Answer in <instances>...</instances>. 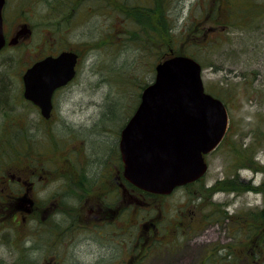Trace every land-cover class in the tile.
I'll use <instances>...</instances> for the list:
<instances>
[{
  "label": "rangeland",
  "instance_id": "1",
  "mask_svg": "<svg viewBox=\"0 0 264 264\" xmlns=\"http://www.w3.org/2000/svg\"><path fill=\"white\" fill-rule=\"evenodd\" d=\"M262 6L264 0H7V29L15 33L27 23L31 33L0 54V89H5L0 103V172L5 176L19 169L17 164L33 161L37 174L32 190L39 198L36 214L23 221L27 211L10 206L0 190V264H118L127 251L129 264H134L141 247L145 254L146 244L154 239L155 247L137 264H227L233 263L232 257L234 264H253L241 252L243 247L257 260L254 264H264ZM210 25L216 30L209 37L201 34ZM54 43L83 54L74 81L57 93L54 117L46 121L24 101L21 75ZM36 47L40 49L33 51ZM170 47L190 52L202 64L206 89L228 109V130L206 155L209 168L203 180L164 197H144L149 207L130 211L126 241L121 246L110 241L113 250L107 252L98 239L82 240L80 230L53 226L64 213L57 202L55 206L46 200L59 192L56 165L64 155L78 163L77 157L83 160L86 153L93 174L118 164L115 151L105 149L116 148L119 130ZM16 125L22 133H16ZM29 203L19 202L23 207ZM48 207L53 218L43 220L40 216ZM150 220L154 225L144 227ZM254 222L260 229L255 236ZM59 231L65 232V242L58 240ZM115 233L122 239L120 227ZM56 240L58 247H53ZM228 246L234 253L230 257Z\"/></svg>",
  "mask_w": 264,
  "mask_h": 264
},
{
  "label": "water",
  "instance_id": "2",
  "mask_svg": "<svg viewBox=\"0 0 264 264\" xmlns=\"http://www.w3.org/2000/svg\"><path fill=\"white\" fill-rule=\"evenodd\" d=\"M5 1L0 0V50L6 43ZM77 58L73 52L47 56L24 73L25 96L40 106L44 116L51 113L54 90L75 75ZM227 126L226 106L206 92L200 62L180 54L164 59L157 63L154 80L143 89L136 111L122 129L125 175L144 190L171 193L206 173L205 154L218 146Z\"/></svg>",
  "mask_w": 264,
  "mask_h": 264
},
{
  "label": "flooded vegetation",
  "instance_id": "3",
  "mask_svg": "<svg viewBox=\"0 0 264 264\" xmlns=\"http://www.w3.org/2000/svg\"><path fill=\"white\" fill-rule=\"evenodd\" d=\"M4 27H5L7 40L12 39L13 36L17 35L19 32L18 29L15 33H11L9 28L7 29L6 20H4ZM25 29L27 30L28 33H30L28 27H25ZM25 36L26 35L19 34L16 37L14 44L11 45L7 43L5 45V49L1 51L0 54L4 52L7 48L19 46L21 43H23V41L21 40H23ZM18 41H21L19 45H17ZM38 49L40 48L36 47V49L33 51H37ZM65 50L75 51L77 54H79L78 57V63H79L81 59V54H83L80 49L71 48L69 46H63L62 44L54 43L52 44V46H49L48 48L45 47L40 52V54H44V55L33 59L28 64V66H26V68L23 70V74L26 71V69L29 66H31L36 60L46 57L48 55L60 54ZM74 79L69 81L68 84L61 86L54 91L53 94L54 106H53L52 115L49 119H44V120L48 121L54 117L55 97L57 93H59L65 88L70 87ZM21 85L22 87L20 93L22 94L24 101L31 104L32 106H34L36 109L39 110L36 104L24 98L23 81ZM120 132L118 133V137L116 139V148L111 147V149H105V151L107 152L115 151L118 160L117 165L111 163L107 171L105 172L102 171L100 172V174L97 175L96 172L93 174L90 171L92 166L90 168L91 159L88 158L87 156L89 155L88 153L86 154L84 153L86 157L83 160H81L80 156L77 157L78 163H76L74 160L68 157V155H64L65 158H63L62 163L56 165L59 173H61L59 192L51 195L46 199L50 203L55 202L54 203L55 206L57 202V205H59V207L64 212L61 218L59 217L56 219L57 220L56 223L53 224V222H51L50 225L52 224L53 226L63 225L61 226L62 227L61 231H66V232L67 230L68 231L73 230V228L76 230H80V233H82V236H84L82 240L89 242L88 238L95 241L98 239L101 243V245L99 246L106 247L107 249L105 251L107 252L109 250H113L111 246H108V244H111L109 243L110 241L112 242L114 241L120 246L124 244V242L126 241L127 236L125 234L129 235L130 211L132 212L134 208H137L138 210L142 208L147 209L149 207V204L147 203L144 197L146 196L164 197V195H159V194L158 195L146 194L143 191H140L136 187L132 186V184L130 183L128 177L125 175L124 172V163L122 160L121 151L119 147ZM103 151L104 148L99 150V152H103ZM47 170L51 172V169H47ZM6 174L8 176H6ZM36 174H37L36 166L33 165V161L28 163V165L27 164L23 165V167L20 169H16L14 172H9V171L4 172L5 176H3L2 173L0 172V190L5 193L3 197L6 200V195H7L9 202H11L10 206H12L13 203V207H15L17 210L23 209L27 211L26 212L27 215L21 218L23 221L26 220L27 218L26 216L30 217L36 214L35 212L36 208L34 203L38 201L39 195L35 190L34 191L32 190L34 184L36 183L35 182L34 184H32L33 176L35 177ZM96 176H98L97 181H96ZM19 202L20 204L29 203V202L30 203L29 205H26L27 207L26 206L23 207L20 206ZM69 205L71 206V208H69ZM48 209L49 207L44 211L46 213L40 216L41 219L45 220L51 216L48 214L50 212ZM14 213L15 212H13L12 214ZM15 218L19 219L17 216ZM181 224L182 222H178L177 226ZM148 225L149 226L154 225V223L150 220V222L145 224L144 227H147ZM188 226H190L189 222H187V227ZM119 227L121 230V233L119 235H122V239H119V237H114L115 235H118L117 233H115V228L118 229ZM53 229H56V227H53ZM61 231L58 232V240H60V242L62 243L61 241L62 239L63 242H65L64 239L66 234L65 232H61ZM60 234H61V238H59ZM72 237L73 236H69L68 239H71ZM175 239H177V237ZM58 240L52 242L54 243V246L52 245L53 247H58L56 246ZM154 240L151 243H149V245L146 244L147 241H149L148 238H145V240L142 241L144 242V244H146L145 246L146 252L145 254H143L144 247L142 246L141 247L142 253L139 252L137 254L138 255L137 261H140L141 259L145 258V255L150 252L152 247H155L154 243L156 240L155 241ZM123 259H122L123 262L121 261V263L118 264H129V262H131L130 253L128 251L125 253V257Z\"/></svg>",
  "mask_w": 264,
  "mask_h": 264
},
{
  "label": "trees",
  "instance_id": "4",
  "mask_svg": "<svg viewBox=\"0 0 264 264\" xmlns=\"http://www.w3.org/2000/svg\"><path fill=\"white\" fill-rule=\"evenodd\" d=\"M80 1L81 0H77V4H79L80 3ZM163 1H165V0H163ZM61 3V2H60ZM109 5H111V4H109ZM144 7H146V6H144ZM146 8H148V7H146ZM262 8H264L263 6H262ZM60 9H56V10H54V12H58ZM260 10H262V9H260ZM61 13V15H63L64 14V11H61L60 12ZM63 19H65V17L63 18ZM242 19H243V17H242ZM65 21H67V20H65ZM65 21H63V23L65 22ZM217 21V20H216ZM240 21H244V20H240ZM50 22V21H49ZM58 23L57 21H51L50 23L53 25V23ZM62 23V22H61ZM207 27V28H206ZM204 29H203V31L201 32V34H205L206 35V37H209V33L211 34V31L213 32L214 30H216V26L215 25H210V26H206ZM219 30H222V27H220V29ZM223 31V30H222ZM206 42V41H205ZM212 44L213 43V41H207V44L206 45H209V44ZM168 54H162V56H161V59H163V58H165V57H167V56H169V55H171V53H172V51H174V53H177V51H176V48H174V47H170L169 49H168ZM178 53H180V54H187V55H191V56H193L190 52H188V51H178ZM1 86V85H0ZM5 89H0V93H3V96H2V98H1V101H0V103H2V101L3 100H5V97H4V94H5ZM17 126V130H16V132H18L19 131V134H20V131L21 130H23V128H21L19 125H16ZM18 135V134H17ZM15 138V137H14ZM17 138V137H16ZM15 138V139H16ZM15 139H13V140H15ZM10 142H12V140H10ZM16 148H17V146H15ZM27 163H28V161H27ZM21 166L22 165H19V164H17L16 165V167L17 168H21ZM264 188V187H263ZM263 208H264V205H263ZM261 214H264V210H262V212H261ZM258 225H257V222H254L253 224H252V228H253V230H252V232H254L253 233V236H255V235H257V234H259V231H260V229L259 230H257L258 229ZM251 228V229H252ZM253 236H251V238H253ZM243 248H245V247H243ZM243 248H242V251L241 252H244V255L245 256H247V258H248V260L249 261H251L253 264L257 261L254 257H252L251 255H253V254H249L251 251H248V249H245V250H243ZM250 249V248H249ZM228 252H229V257L231 256V254H234L231 250H230V246H228ZM253 251L255 252V250L253 249ZM227 252V253H228ZM246 253V254H245ZM232 259H234V257H232L231 259H230V261H232L233 263H227V264H234V262H235V259L234 260H232ZM203 262V261H202ZM204 264H206V263H204Z\"/></svg>",
  "mask_w": 264,
  "mask_h": 264
}]
</instances>
